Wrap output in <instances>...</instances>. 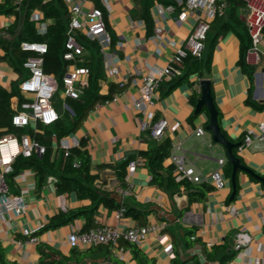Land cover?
<instances>
[{"label":"crops","instance_id":"1","mask_svg":"<svg viewBox=\"0 0 264 264\" xmlns=\"http://www.w3.org/2000/svg\"><path fill=\"white\" fill-rule=\"evenodd\" d=\"M161 4L166 5L160 0H111L108 22L114 44L102 53L100 94H116L118 81L128 72L137 68L141 73L135 76L137 82L127 84L126 94L118 101L94 107L71 133L84 141L89 151L90 172L97 193L101 197L124 200L139 214L138 218L125 215L117 221L116 209L102 201L96 208L94 223L116 224L120 228L141 223L156 224L158 231L149 233L140 244H135L134 249L124 246V258L116 256V250L107 245L92 246L91 250V247L70 246L67 240L70 227L84 228L86 217H78L59 228L40 230L37 242L17 243L15 239L23 237L25 228L47 224L60 210L85 208L92 203L91 196L58 193L52 182L32 188L36 178L35 172L31 171L25 178L28 188L23 192L26 210L18 217L0 221V245L7 264H264V182L257 177L239 171L237 192L231 197L233 186L225 164V187L220 190L213 187L204 199L197 200L202 196L203 183L212 185L210 182L178 181V189L173 192L154 181L145 164L127 172L125 184L118 175L117 167L124 159L156 144L167 145L163 166L172 165L170 153L173 150L183 151L187 161L203 176L218 168V158L227 159L224 147L215 143L212 133L207 130L208 108L195 113L203 78L212 82L220 124L231 140L244 143L246 133L250 129L261 133L264 123V107L259 106L264 104V37L257 46L259 57L247 59V72L240 63L242 39L246 34L243 27L246 8L243 5L231 6L222 19L215 23V18L210 21L201 73H190L188 80L173 88L169 81L164 82L154 97L149 116L135 110L129 99L138 92L142 75L149 67L163 68L168 63L178 45L193 31L202 13L186 10V18L178 22L184 9L176 6L174 11L166 12L162 21L163 35L153 40L155 18ZM147 6L152 29L142 16ZM0 16L8 25L15 20L13 14ZM223 24L228 25L223 27ZM4 37L9 35L0 30V40ZM118 40L123 41V45H118ZM4 53L0 46V54ZM117 57L120 74L112 78L107 73L106 62L116 61ZM24 75L25 70L18 71L8 61L0 59V86L11 89ZM60 95L63 98V94ZM194 96H197L195 102ZM15 100L13 96L11 104ZM60 113L61 116L65 114L64 111ZM161 119L167 120L168 124L165 136L157 139L150 129ZM145 121L147 127L143 128ZM198 127H203L205 132L197 135ZM237 152L246 165L264 176V139L254 137L249 145ZM160 171L166 175L164 169ZM16 189L19 190L18 186ZM191 227L196 228L193 240L198 236L201 242L188 243L187 232ZM160 236H166L168 241H161ZM241 242L244 243L238 247ZM219 246L226 247L213 254V247ZM135 248L139 251L138 257ZM224 254L232 256L223 261Z\"/></svg>","mask_w":264,"mask_h":264},{"label":"built area","instance_id":"2","mask_svg":"<svg viewBox=\"0 0 264 264\" xmlns=\"http://www.w3.org/2000/svg\"><path fill=\"white\" fill-rule=\"evenodd\" d=\"M180 7L184 9L179 14L178 22L186 18V10L201 11L200 19L197 21L193 31L187 38L178 45L175 53L170 57L168 63L163 68L149 67V70L142 75L138 85V92L129 99L135 110L145 116H149L150 107L154 103V97L162 84L178 78L184 68V60L188 56L201 57L206 50V39L210 30V21L217 16H223L227 10L229 0H175ZM245 3L246 18L245 22L251 38V47L247 52V59L251 56H258V45L264 37V0H241ZM70 21L66 32L64 58L68 60L67 70L62 78V85L53 74L45 72L43 67V54L47 51L48 45L45 42L24 40L21 42V48L26 51L36 53V56L28 57L23 66L26 74L20 81V97L15 95V101L12 105L13 114L11 116V125L20 129L11 131L9 127H0V221L12 219L20 216L26 210V200L24 191L28 186L25 178L31 171H36L32 167H26L16 173L11 178L10 175L15 171L14 163L19 156L28 158L33 155L43 156L47 152V145L37 136L45 135L47 129L50 130L52 140L51 158L62 154L69 157L75 147L81 146V140L76 135H66L58 137L54 127L61 118V113L54 103V96L58 92L63 94L64 107L73 115L74 112L68 104V99H79L85 90V85L90 79V68L79 62L90 56V50L84 45L83 37L89 40L97 41L102 53L114 44L112 32L107 27L105 12L107 15L111 12V0H65ZM176 5L161 4L159 6V15L155 18L154 34L152 39L161 37L164 33L162 21L166 17L167 11H174ZM31 20L35 22L38 33L47 31L48 23L44 19L41 11L35 10L31 15ZM9 27L4 23L0 16V30L6 33ZM118 45H123V41L118 40ZM119 58L116 61H107V73L110 77H116L120 74L118 65ZM141 71L137 68L128 72V74L118 81L119 91L111 98L97 102L94 107H101L111 102H116L120 97L126 94V87L129 82H137L135 76ZM167 120L161 119L153 123L151 134L157 139L165 136V127ZM143 128L147 127L146 121L143 122ZM197 135L205 132L203 127L197 128ZM254 137L264 139V123L261 124V133L257 134L255 130L250 129L244 138V143L240 147L249 145ZM170 161L173 165V172L176 180L200 183L210 182L217 190L223 189L226 185V178L223 168L227 162L225 157L217 159L218 168L213 170L208 176H203L196 168L187 161L185 152L172 151ZM143 164L141 158L133 159L127 165V172ZM74 167H79L80 162L75 160ZM12 179V181H11ZM48 182L55 184L53 178ZM45 183V184H46ZM18 186L19 190H15ZM30 187V186H29ZM37 187V184L31 186ZM30 187V188H31ZM13 188V189H12ZM125 216V207L116 209L115 217L120 221ZM46 224L41 223L35 228H25L22 231L23 237L15 239L17 243L24 241L37 242V233L45 228ZM156 224H137L134 226L120 228L116 224L96 223L88 228L71 226L67 235L70 246L87 249L97 245H110L116 250V256L124 258L125 248L120 245V241H128L134 244H140L149 233L158 231ZM161 241H168L166 236H160ZM244 243L238 244V247ZM172 252V246L169 247ZM1 264V262H0Z\"/></svg>","mask_w":264,"mask_h":264},{"label":"trees","instance_id":"3","mask_svg":"<svg viewBox=\"0 0 264 264\" xmlns=\"http://www.w3.org/2000/svg\"><path fill=\"white\" fill-rule=\"evenodd\" d=\"M160 1L167 5L174 4L178 6V3L175 0ZM97 4L100 5L99 3ZM237 5L245 6V3L241 0H229L227 10L229 7ZM35 10L41 11L44 15V19L48 23L47 31L43 34L37 32L35 22L31 20V15ZM227 10L223 16H217L214 23L222 19L226 15ZM0 14L15 15V20L6 29V34H8L9 37H4L0 40V46L5 50L3 55L0 54V59L8 61L18 71H22V69L25 70L23 66L24 61L28 57L36 56V53L23 50L20 45L21 42L24 40L45 42L48 45V49L43 54L44 70L49 74H53L59 81L60 85H62V78L69 63L68 60L64 58L66 32L70 21V14L65 0H3L0 2ZM105 16L107 27L109 30H111L106 12ZM142 16L148 22L150 29H152L153 22L148 6L144 10ZM227 25L223 24V27H227ZM243 27L246 31V34L242 39L240 63L248 72L249 66L247 64V52L252 43L246 22ZM83 39L84 45L90 50L91 54L89 57L79 63L87 65L90 68V79L85 85L83 95L79 99H71L68 102L74 114L71 115L69 112L63 114L55 125L54 129L57 132L58 137L71 134L80 125L89 111L94 108L97 102L104 101L113 96L112 94H100L99 81L102 76V52L100 51V45L97 41L89 40L86 37H83ZM184 64L186 69L182 71V74L178 78L169 81L170 88H173L188 80V75L190 73H201L200 68L203 66V56H188L185 58ZM19 84L20 82L16 85H13L11 89H6L0 86V127L7 126L11 131L20 130L11 125V116L13 114L11 98L15 95H18L19 97L21 96ZM113 87L114 86L112 85L111 92ZM196 100L197 96H194L193 101L195 102ZM259 106L264 107V104ZM37 138L47 145V152L43 156L33 155L32 157L28 158L19 156L14 163L15 171L10 175V177L12 178L14 174L22 171L26 167H32L36 171L35 178L37 187H42L49 178H53L58 193L76 192L79 197L91 196L92 200V203L89 207L68 209L67 211L60 210L51 217L44 229L62 227L73 222L74 219L78 217H86V224L84 228L93 226L96 224L94 223V214L96 208L102 201L109 207L115 209L124 206L125 215H132L135 218L139 217L138 210L128 205L124 200L117 201L115 198H108L106 196L101 197V195L97 193V188L93 186L94 176L90 172V155L84 141H81V146L72 149L69 157H64L62 154H60L55 158H51L52 140L50 138V130L47 129L45 135L37 136ZM166 156L167 145L156 144L149 147L145 151H140L138 155L132 154L124 159L117 167L118 175L125 184L127 165L131 160L141 158L143 160V164L149 168V171L153 176V180L160 185H165L170 191L174 192L178 189V181L176 180L173 172V165H169L167 167L163 166V160ZM75 160L80 162L79 167L73 166V162ZM161 169L166 171V175L161 173ZM225 170L227 175L232 174L231 163H226ZM212 188V185L203 183L201 188L202 196H199L197 200L204 199L206 197L205 195ZM141 225H144V223H141ZM195 235L196 228H189L187 232L188 243L201 242V239L198 236H196V238L193 240ZM120 245L123 247L128 245L133 249L135 247L134 243L124 240L120 241ZM107 247L109 248L111 246L107 245ZM225 247L226 246H219V248L213 247L212 253L214 254L216 251L218 252L219 249H225ZM92 248L93 247L89 248V250ZM134 253L136 257L139 256V251L136 248ZM213 254H211V256ZM230 256L228 254H224L222 260L224 261L227 258H230ZM0 262L1 264H7L1 245Z\"/></svg>","mask_w":264,"mask_h":264},{"label":"water","instance_id":"4","mask_svg":"<svg viewBox=\"0 0 264 264\" xmlns=\"http://www.w3.org/2000/svg\"><path fill=\"white\" fill-rule=\"evenodd\" d=\"M201 96L197 100L195 113H200L204 107L209 111V123L207 124V130L212 133L213 141L224 147L228 162L232 165L231 182L233 186V192L231 197H234L237 188L236 180L239 171H245L251 175L257 177L264 182V176L256 173L244 162L243 158L238 154L237 149H240L242 142H234L231 140L226 132L222 129L219 119V109L214 98L212 90V82L210 79L203 78L200 81Z\"/></svg>","mask_w":264,"mask_h":264},{"label":"rangeland","instance_id":"5","mask_svg":"<svg viewBox=\"0 0 264 264\" xmlns=\"http://www.w3.org/2000/svg\"><path fill=\"white\" fill-rule=\"evenodd\" d=\"M53 100H54V103H55L56 107L58 108V110L64 111V113H68V110H66L64 107V100L61 97L59 92L57 94H55Z\"/></svg>","mask_w":264,"mask_h":264}]
</instances>
